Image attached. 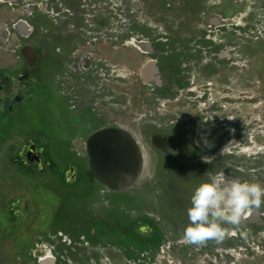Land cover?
Instances as JSON below:
<instances>
[{
    "label": "rangeland",
    "instance_id": "1",
    "mask_svg": "<svg viewBox=\"0 0 264 264\" xmlns=\"http://www.w3.org/2000/svg\"><path fill=\"white\" fill-rule=\"evenodd\" d=\"M9 8L6 13L0 7V21L9 14L11 19L19 18ZM120 17L128 25L115 40L112 29L116 23L119 26ZM89 22L97 24V45L52 44V49L61 52L55 84L41 83L27 114L18 118L25 122L29 117L52 134L49 155L55 170L73 163L80 171L79 180L71 185L59 178L32 184L10 169L0 173V197H29L33 213L27 221L12 222L0 209V264H38L37 259L51 245L49 235L57 231L71 237L83 234L89 246L73 251L56 244L55 264H103L104 257L111 264H123L124 258L142 251L156 254L166 238L171 247L163 254L165 264H203L199 259L204 253L217 255L214 250L220 248L228 251L225 264H264V227L245 220L225 223L224 235L218 240L178 243L185 240L189 196L206 170H223L228 177L264 184V0H180L179 5L173 0H97V15ZM130 37L148 40L152 53L124 44ZM72 53H91L93 64L105 61L132 71V110L146 121L136 126L124 117L117 118L119 123L97 118L90 103L93 93L80 85L78 94L86 100L80 109L72 110L56 80ZM219 55L227 57L220 59ZM8 59L0 52V63ZM148 59L160 67L164 83L160 89L139 80L136 64ZM179 69L190 88L181 93L175 90ZM119 95L114 98L118 100L116 110L125 104ZM119 124L133 129L144 161L135 185L113 192L89 174L83 140L97 128ZM8 126L5 132L11 133L14 125L10 122ZM185 131L192 132L190 146H182L187 150L180 152L175 136ZM154 133L174 138L168 150L152 147L148 136ZM250 208L264 218V202ZM145 226L152 232H142Z\"/></svg>",
    "mask_w": 264,
    "mask_h": 264
},
{
    "label": "flooded vegetation",
    "instance_id": "2",
    "mask_svg": "<svg viewBox=\"0 0 264 264\" xmlns=\"http://www.w3.org/2000/svg\"><path fill=\"white\" fill-rule=\"evenodd\" d=\"M5 2L6 0H0V7L8 13L9 7L4 6ZM9 17L0 21V52L9 58L5 63H0V143L2 144L0 147V173L5 174V172L12 170L27 177L32 184L38 180L53 183L55 178H59L64 184L71 185L78 182L80 171L73 163L67 164L62 171L57 172L55 170L54 160L49 155V141L52 134L37 126L29 117L25 122L18 118L21 119V115L27 114L28 106L38 96L41 83L46 80L47 83L55 84L53 76L57 69L56 66L59 65L58 58L61 56V52L58 49H52V44L57 43V41L79 43L83 39L78 37L77 31L65 32L60 23L55 24L48 17L39 13H34L30 21L26 20L31 29L20 24L21 29L26 34L23 38L13 27L15 23L17 25L21 23L20 18L11 19L12 16ZM43 20L48 24L45 25ZM74 20L75 24L81 25L82 21L79 18H74ZM6 27L9 31L7 44ZM45 28L46 30H44ZM44 32L47 33L46 39L43 38ZM24 46H30L33 49V54L27 58L21 56V49ZM204 61L202 60V63ZM155 63L159 73L160 67L156 60ZM139 80L141 82L140 77ZM175 80L176 91L181 93L182 90H190L187 87L189 80L185 77L182 78L181 69L177 71ZM193 82V80L190 81V83ZM163 84L160 73L159 83L151 82L154 89H160ZM10 122L14 125L12 129L14 133L13 131L11 133L5 132L7 127H10L8 126ZM154 134L166 137L164 147L159 150H168L174 138L163 133ZM151 135L148 136L149 139ZM191 135L192 132L185 131L175 136L176 143L178 142L177 144L181 146L178 151L182 152V146H190ZM193 150L195 149H191V152ZM28 200L29 197L22 199L20 196H16L7 199L2 196L0 197V209L7 212L12 222L21 221L22 223L33 216ZM37 263L40 264L38 261Z\"/></svg>",
    "mask_w": 264,
    "mask_h": 264
},
{
    "label": "built area",
    "instance_id": "3",
    "mask_svg": "<svg viewBox=\"0 0 264 264\" xmlns=\"http://www.w3.org/2000/svg\"><path fill=\"white\" fill-rule=\"evenodd\" d=\"M173 3L179 5L180 0H173ZM5 4L19 13L21 21L26 22V20H29L34 13H39L48 17L55 24L60 23L65 32L69 30L77 31L84 40V44H81V41L79 43L77 42V45H97V24L89 22V18H93L97 15V0H6ZM167 5L170 6L171 3H168ZM74 18H79L82 21L80 26H78V23L75 24ZM127 25L128 21L126 18L120 17L119 26L116 23L112 29V32L116 35L113 39L117 40V36L124 33ZM29 29H31L30 26ZM88 30L91 31L88 32ZM6 32L7 44V39L9 38L7 27ZM135 40L150 43L148 40L136 39L133 37L126 39L123 43H130L133 45V41ZM91 60V53H88L87 55L72 53L71 60L66 64L62 76L56 78L60 86L59 93L66 98V102L70 108L72 110H77L85 103V95L78 94L80 85V89L83 91L86 90L89 93H93L90 103L93 110L96 111L95 114L97 118L104 117L108 118L110 120L109 122L119 123V119L117 118L124 117L126 123L132 124L135 122L136 126L140 125L141 122H145L146 119L143 121V117H141L142 115L139 116V114H135L132 110L131 104L134 94L131 91L132 86L130 85L133 83V72L126 67L117 66L105 61L93 64ZM138 76L140 77L139 73ZM141 83L151 86V84L143 82L142 79ZM118 93L122 94L121 96L119 95L118 99H124L122 102H125V104L122 105L119 110H116V107L119 106L117 105L118 100L116 102L114 101V98ZM119 125H117V127L126 130L132 136L138 145L140 152L143 154V150L138 140L132 133L133 129L128 125ZM83 145L85 146V143H83ZM83 149L85 150L84 147ZM49 237L51 239L49 241L51 245H49L47 254L37 259L39 263L46 259H51L53 261L58 259V253L55 251L56 244L60 243L73 251L78 248H88L89 246V242L83 234L71 237L68 234L57 231L54 235H49ZM185 242L189 243L183 239L178 240V243L180 244ZM170 247L171 241L166 238L160 244L156 254L151 250L142 251L133 258L131 256L124 258L123 264H165L163 254L169 252ZM199 249L200 248L196 249V251H199ZM98 251L100 252V250ZM214 251L217 255H212L206 252L200 257L199 261L203 264H225L227 261L225 260V255L228 251L223 248ZM64 252L66 253L65 250ZM169 263L171 264V261ZM103 264H111V261H109L107 257H104ZM173 264L182 263L174 261ZM231 264H234V262H231Z\"/></svg>",
    "mask_w": 264,
    "mask_h": 264
},
{
    "label": "water",
    "instance_id": "4",
    "mask_svg": "<svg viewBox=\"0 0 264 264\" xmlns=\"http://www.w3.org/2000/svg\"><path fill=\"white\" fill-rule=\"evenodd\" d=\"M20 22L19 25L15 23L13 27L24 38L26 34L20 24L28 29L29 25L24 21ZM213 22L217 23L218 19L214 18ZM133 45L141 52H152L151 44L148 42L135 40ZM31 54L33 49L30 46L21 49L23 58ZM139 74L145 83L152 81L159 83L158 67L152 59L139 69ZM149 142L153 147L161 149L166 143V137L152 134ZM85 151L90 175L110 191L119 192L134 186L141 174L143 161L139 147L132 136L122 128L105 126L93 130L85 139ZM247 222L264 227V218L257 212L251 213ZM144 229L150 231L148 227ZM40 264L52 262L43 261Z\"/></svg>",
    "mask_w": 264,
    "mask_h": 264
},
{
    "label": "clouds",
    "instance_id": "5",
    "mask_svg": "<svg viewBox=\"0 0 264 264\" xmlns=\"http://www.w3.org/2000/svg\"><path fill=\"white\" fill-rule=\"evenodd\" d=\"M201 176L189 196L184 227V239L196 244L222 238L225 223L239 224L247 209L264 202V184L258 181L228 177L223 170L208 169Z\"/></svg>",
    "mask_w": 264,
    "mask_h": 264
},
{
    "label": "bare ground",
    "instance_id": "6",
    "mask_svg": "<svg viewBox=\"0 0 264 264\" xmlns=\"http://www.w3.org/2000/svg\"><path fill=\"white\" fill-rule=\"evenodd\" d=\"M232 23H234V24H238L237 22H236V20H234V19H232V20H230ZM127 44H130V43H127ZM220 56V58H226L227 56H225V55H223V56H221V55H219ZM87 137V136H86ZM86 137H85V139H86ZM85 139L83 140V143H85ZM83 147L85 148V146L83 145ZM244 151V150H243ZM142 154V153H141ZM142 161H144V155L142 154ZM109 190V189H108ZM110 191V190H109ZM253 212H256L255 210H253V209H251V208H249V209H247V211L242 215V217H241V220H245V222H247V219H248V217L251 215V213H253ZM258 214V213H257ZM261 216V215H260ZM264 216V215H263ZM46 261H51L52 262V260L51 259H46Z\"/></svg>",
    "mask_w": 264,
    "mask_h": 264
},
{
    "label": "crops",
    "instance_id": "7",
    "mask_svg": "<svg viewBox=\"0 0 264 264\" xmlns=\"http://www.w3.org/2000/svg\"><path fill=\"white\" fill-rule=\"evenodd\" d=\"M214 18H212L211 20H213ZM153 49V48H152ZM153 51V50H152ZM146 53V52H145ZM150 53H152V52H149V53H147V54H150ZM145 64V61L143 60V61H141V60H139L138 62H137V64H136V68H137V70H139L143 65ZM148 226H145V227H141L140 228V230L142 231V232H146V233H151L152 232V229L150 228V227H148V228H150V231H145V229L144 228H147Z\"/></svg>",
    "mask_w": 264,
    "mask_h": 264
}]
</instances>
